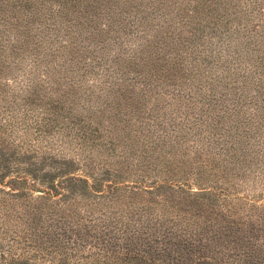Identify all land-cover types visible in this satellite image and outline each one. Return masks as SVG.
Listing matches in <instances>:
<instances>
[{
    "label": "rangeland",
    "instance_id": "374dc122",
    "mask_svg": "<svg viewBox=\"0 0 264 264\" xmlns=\"http://www.w3.org/2000/svg\"><path fill=\"white\" fill-rule=\"evenodd\" d=\"M205 1L0 0V163L14 156L16 159L15 162L9 161L14 163L11 164L12 169L7 168L0 174L2 189L8 194H0V197L10 203L9 208H0V264H79L78 257L74 255L93 253L92 249L79 251V247L73 245L78 241L71 232L69 242L61 241V235L56 239L60 232L56 222L46 218L39 222L32 219V212L36 210L47 212L48 208H55L54 198L41 200L39 192L45 190L48 181L56 184L60 177L68 174L65 172L68 168L74 174L70 178H87L89 183L94 179L96 188L103 191L108 200L118 199L109 208L97 209L98 213L105 212L111 220H118L120 215L114 213L120 211L124 216L123 210L132 205L131 208L136 206L135 209L144 214L140 223L137 221L138 213L133 220L132 216L124 217L128 223L126 228L136 227L132 235L126 230L119 231L123 227L117 223L120 233L113 240L115 252L112 259L107 260L108 264H136L138 261L121 263L115 259H122L128 252L150 258L146 264H189L198 256L216 257L208 264H264V172L261 173L264 171V140L259 139L264 135V127L258 126L257 143L250 138H247V143L245 140L243 147L250 154L240 161L244 165L240 169L219 161L216 155L212 168L201 169L199 161L205 156L201 151L206 148L192 143L202 138L199 133L187 138L183 144H175L174 149L168 146L158 148L152 156L156 159L158 154V159L141 163L143 172L136 169L134 165L138 164L133 161H126L125 166L113 164L120 160V151L108 157L112 163L96 158L91 164L83 159L85 153H91L90 150L85 152L81 148L80 134L75 133L81 127L89 131L87 128L99 127L98 124L105 127L109 120L113 123L112 112H106L107 116L102 118L99 108L105 105L108 92L112 95L110 88H116L118 83V88H124V95L118 96L120 100L124 99L119 103L120 112L134 123L139 121L140 128L147 127L159 114L180 113L183 106L178 108L175 104L179 95L186 100L185 109L192 119V113H197L201 106L196 101V87L201 86L203 91L207 83L212 85V89L206 87V91L214 90L215 97L223 91L219 98H232L233 102L220 101L214 109L204 107L203 110H211L225 124L236 128L241 125L240 112L238 117L234 116V111H241V107L234 99L243 93L256 96V89L249 85L241 89V79L249 77L247 80H250L257 76L253 75L251 67L261 57L258 64L263 65L260 69L264 72V32L253 30L257 32L255 34L261 33L255 44L252 43L255 37L249 35L230 39L232 44L227 50L231 51L229 54L235 53L233 56L239 55L241 62L231 61L228 65L218 58L224 53L218 50L221 44H216L217 37H210L208 28L202 33L195 27L196 31L191 33L194 27L182 25V20H191L192 23L199 21V27H207L211 16L217 17L212 9L204 7ZM233 10L228 9L229 14L226 15L230 19V33L233 28L238 30V26L248 19V15L241 13V21H238L239 16L235 18ZM168 20L173 24L168 25ZM177 35L182 41L174 39ZM225 42L228 43L229 39ZM177 60L182 63L179 67L176 66L179 64ZM129 84L132 89L127 88ZM154 84L156 86H152ZM145 88L161 93L152 110L147 108L154 101L152 97L141 107H134L135 102L130 104L127 100L128 91L135 92V96L140 98ZM199 94L208 93L203 91ZM194 101L196 105L192 106ZM112 103H116L115 100ZM243 107L245 120H248L245 123L249 127L248 113L254 112L251 109L255 105L246 102ZM71 123L75 126L71 127ZM113 127L118 131L113 135L130 133L126 131L129 127L125 131L120 124ZM130 134L134 135V132ZM258 151L262 152L257 161L261 166L248 163L251 159L256 161L254 155ZM238 155L242 154L238 152ZM165 159L170 162L166 171L161 168L162 163L167 162ZM153 161H161L160 167ZM242 170H245L243 175ZM43 175L46 176L41 181ZM29 177L36 180L30 182ZM111 181L117 184L116 187L121 184L120 188L138 185L141 194L136 197L128 194L126 197L127 192L122 189L118 193L111 192L112 185L107 187ZM162 181H173L185 191L199 194L197 199L175 203L177 208L174 212L199 225L186 227V231L159 229L150 238L142 237V223L150 226L163 224L164 227L170 218H178L164 209L166 214L161 215L163 212L159 205L141 203L136 199L148 198L144 191L150 190L151 183ZM75 184L76 195L80 197L82 185ZM163 190H156L159 201L165 192ZM116 194L118 198L113 197ZM53 195L60 198V195ZM86 195L90 197V191ZM212 198L213 204L209 202ZM148 199L156 201V198ZM84 201L97 203L88 198L78 209L85 204ZM142 204L153 211L147 206L143 208ZM143 209L148 213L142 212ZM60 212L57 210L58 214ZM134 220L138 222L135 226ZM155 249L157 254L153 253Z\"/></svg>",
    "mask_w": 264,
    "mask_h": 264
},
{
    "label": "trees",
    "instance_id": "16d2710c",
    "mask_svg": "<svg viewBox=\"0 0 264 264\" xmlns=\"http://www.w3.org/2000/svg\"><path fill=\"white\" fill-rule=\"evenodd\" d=\"M190 0H180V2H189ZM204 7H207L209 9H212V11L215 13L217 17L212 19H209L210 21H207L206 26L207 27H199V21H196L195 23H192L191 20L186 21L182 20V25H189L192 28V32L194 33L196 29L198 30H205V28L209 29L210 37H217L216 44L220 45L221 47L218 50H222L224 55L221 57L219 56L218 58H222L221 60H225L228 65L231 64L232 62L238 61L241 62V57L239 55H234L235 53L229 54L231 51L227 50L228 48L231 47V40L232 38L241 35L242 37L246 38L249 35L250 37H255L252 41L253 44L256 43V37L260 35L261 33L255 34L257 30H262L264 32V0H206L204 3ZM234 8L232 15H234L235 18H237L238 21H241L240 14L244 13L248 15V19L245 20L244 23L238 26V30H233L230 33L231 27L228 25L230 24V19L226 17V15L229 14L228 9L232 10ZM224 12V13H223ZM222 21V23H218ZM236 22V21H235ZM168 25L173 24L171 20L167 21ZM205 25V23H203ZM182 26V27H184ZM197 27V28H195ZM251 27L254 29H251ZM256 28V29H255ZM241 30V31H240ZM156 31V30H155ZM158 31V30H157ZM164 32V31H163ZM241 32V33H240ZM165 33V32H164ZM254 33V34H253ZM159 34V33H156ZM155 34V35H156ZM235 35V36H234ZM192 36V34H191ZM233 36V37H232ZM174 39L181 40L180 36H174ZM227 39H229V42H225ZM252 39V38H250ZM251 43V44H252ZM221 52V53H222ZM238 53V52H237ZM228 54V55H227ZM240 59V60H239ZM262 60V57L259 58V63ZM264 61V58H263ZM262 61V62H263ZM255 63L253 64L252 70L254 71L253 76L250 78V80H247L249 77L242 78L243 80L241 83L242 88H244L246 85H249L250 87H253L256 89V96L254 95H247L245 93L238 95L237 99L235 100V103L239 105L241 108L236 109L234 111V116L238 117L239 112H240V123L237 128L234 127V125L230 124H225L222 119L218 117L217 114H212L210 111L206 112L203 110L204 107H210L214 109L216 105L220 101H229L233 102L232 98H225L223 97L222 99L219 98L220 96L223 95V91L219 93V95H214L215 91L214 90H208L206 91V87L208 89H212V85L207 83L205 85V93H208L207 95H200L199 93H202L201 91L202 88L201 86L196 87L195 94L197 98V102L201 104L196 110L197 113H192V119L189 117V114L186 112V100L179 95V97L175 100V104L178 108L183 106V109H181V112L176 111L173 115L166 116L165 114H159L158 117L156 116L155 119L149 124L147 127H139L138 123L139 121H133L129 116H126L123 112H120V98L118 96L124 95L123 87H119V83L116 84V88H110L112 95L110 96V92H108L109 97H107L106 103L104 106L100 107V115H102V118L107 116L105 113L112 112V117H114L113 123L109 120L107 124L105 125H99L97 126H92L89 129V131H86L84 128H78L75 133L80 134L79 139L81 140V148L84 149L86 152L87 149L90 150L87 153L83 155V159H87L90 161L91 164H94L95 159H102L103 162L109 163V158L111 155H117L119 152V158L120 160L116 161L113 164H119L120 166H125L124 163L126 161H133L136 162L138 165L136 166L137 170H141L142 172L144 169H142L144 166L141 163L146 162L148 159L150 161L158 159L159 155H156V159L152 158V156L157 152V149L161 147H167L174 149L175 144H183V142L186 141L187 138L195 137L198 133L199 135H202V138H199L198 141H193L192 143H199L200 146L199 148H202V146H205L206 150L202 149L201 152H203L204 157H202V161H199L201 169L204 168H212L213 166V161H215L214 155H216L219 158V161H223L226 163V165H231L233 168L235 167L236 169L244 168L243 163L240 161L246 156L249 155L250 153L243 147L245 145V140L247 143V138L252 139V141H255L254 143H257L259 139L264 140V135L256 140V135L258 133V126L259 128L264 127V72L260 68H263V65H260ZM177 63H179V60H177ZM182 65L180 62L177 67ZM260 65V66H259ZM192 68H196V66H192ZM227 69V68H226ZM218 81V80H217ZM127 85V83H125ZM219 84V82H218ZM152 86H156L155 84ZM132 89L133 86L129 84L127 88ZM223 87V86H222ZM123 89V90H122ZM149 91V97H147V93ZM126 96V95H125ZM218 96V97H217ZM127 100H129L130 104H133L134 102V107L140 105L142 106L143 102H150V97L154 98V101L147 107L148 110H152L154 107V103L156 100L160 99L161 93H154L151 92L148 88H145L141 92V97L138 98L135 96V92L128 91L127 95ZM149 99V100H148ZM112 100L116 103H112ZM193 101V100H192ZM253 103L255 107L251 109L254 112L248 113V118L251 121V126L247 127L246 121L245 120V113H244V105L245 103ZM112 103V105H110ZM195 101L192 102V106H195ZM124 107V106H123ZM125 108V107H124ZM98 109V110H99ZM228 109V108H227ZM226 109V111H227ZM132 110V109H130ZM180 110V109H179ZM173 119H178L176 122ZM105 120V119H104ZM130 123V124H129ZM180 123V125H179ZM115 124H120L122 126V130L125 131L126 127H129L126 129V131L130 132L133 131V134L127 133L125 135L120 136L119 134L113 135V132H118L117 129H114L113 125ZM125 124H129L125 125ZM75 125L71 123V127H74ZM137 128V129H136ZM145 128V129H144ZM232 129L234 131H232ZM264 129V128H263ZM121 134V133H120ZM263 137V138H262ZM104 139V142L101 140ZM123 139V140H122ZM130 140H133V142H130ZM172 141H176V143H172ZM2 140L0 139V144L2 146ZM100 142V143H99ZM250 142V141H249ZM198 145V144H197ZM121 146V147H120ZM177 149V148H176ZM94 150V151H93ZM204 150V151H203ZM264 151V150H263ZM238 152H240L242 155H238ZM127 153V154H126ZM148 153H152L151 155H148ZM257 154L254 155L256 157V161L253 159L249 160L248 163H251L253 165L261 166V163H257L259 160L260 156L262 155V152H256ZM15 155V154H14ZM213 155V156H212ZM223 156V157H222ZM200 158V156H198ZM152 159V160H151ZM10 160L15 162V156L11 157ZM10 160H3V163H0V174L3 171H6L7 168H11V164L13 165L14 163H10ZM22 159H19V161ZM167 162L162 163L163 168L165 171L168 170V164L170 163L168 159H165ZM18 161V162H19ZM154 165L159 166L161 165V161H153ZM156 162V163H155ZM158 162V163H157ZM162 162H165L162 160ZM68 163H71L68 162ZM73 163V162H72ZM112 163V162H110ZM90 164V165H91ZM242 166V167H241ZM68 168V167H67ZM122 168V167H121ZM66 169L65 172L68 174L63 175L60 177L59 181L55 184L52 181H48L49 183L48 186L45 188V190H41L39 192V198L41 200H49L50 197H53V207L55 208H48L47 212L44 211H39L37 210L35 212H32L33 214V220L43 221L45 218L47 221H53L56 222V227L60 229V232L57 233L56 239L58 238V235L63 236L61 241L69 242L71 240V235L69 234L70 232L74 234L75 236V241L77 240V244L74 242L73 245L79 247L78 250L80 251L82 248L83 249H92L93 253L89 254H84V253H77L78 255H74V257H78L79 264H108L107 260L110 258L112 259L113 253L115 252L112 247H116V243L114 240L115 237H117V234L120 233L117 231V223H121V226L123 229H120L119 231L124 232L126 230L129 235H132L133 231L136 232V227H130L128 226L126 228V224H128L125 221V216L128 217V215L134 219V216H137V221L140 223L142 216L144 215L141 212H138V209H135L136 206H128V209L123 210L124 216L121 215L120 211L114 214L120 215V218L113 219L111 220L110 218L107 217L105 212H97V209H101L104 207L109 208V205L114 204V202L118 199L115 200H108L106 196H104V192L100 191L99 189L96 188L95 185H97L96 181L91 178V183H89L87 178H70L74 176L73 173H70L71 171H68ZM126 170V169H125ZM127 170H130V167L127 168ZM264 170V168H262ZM242 175L245 173V170H242ZM264 171H261V173ZM17 176V175H15ZM46 175L42 176V180H44ZM48 176V175H47ZM51 176V175H50ZM65 177L64 179H62ZM1 178V175H0ZM18 178V177H17ZM88 178H90L88 176ZM21 179V178H19ZM28 181L33 182L36 179L34 177H29ZM140 182V181H139ZM80 184L82 185V194L79 195L78 197L76 195L77 189L74 188L73 185ZM2 182L0 179V194L6 195L7 191L2 189ZM120 184V183H119ZM134 184V183H132ZM136 184V182H135ZM112 189L110 190L111 192L118 193L119 189H122L121 191L127 192L126 197L128 194L133 195V197H136L137 195H140L141 192L139 188L136 185H132L129 187L122 186L120 188L121 184L116 187L111 181L109 183V186ZM150 190H145V194L148 195L149 197L156 198V201H151L147 197L146 199H142L143 197H137L136 199L141 202V203H154L156 205H159L160 210H162L163 214L165 215L166 213L164 211H167V213H172L173 216H177V219L172 220L170 218L166 226L163 227V224H157L154 223L153 226H150L148 224L142 223L141 226L143 228L142 231V237H152L154 232H157L159 229L165 230H170V229H180L183 231H186L185 228H191L192 225L198 226V223H195L193 221L190 222L189 218H186L183 215H179L178 213H174L175 209L177 208L176 204H180L184 200L188 199H197L199 197V194H192L190 192L185 191L183 188L178 187L177 184L173 183V181H162V182H155L151 183ZM157 189H164L165 191L162 195H160V201L157 200V195H155ZM155 190V192H153ZM89 193L90 191V197L89 195H86V193ZM53 193L60 195V198L58 199V196L53 195ZM88 196V197H87ZM154 196V197H153ZM156 196V197H155ZM37 197V198H38ZM87 197V198H86ZM115 198H118L119 195L116 194L113 196ZM210 197V196H209ZM88 198H92L95 200L97 203H85L84 201L80 209L77 207L81 205L83 200H87ZM162 199V200H161ZM15 201V200H14ZM210 203H215L213 198L211 201L209 200ZM58 203V206H56ZM166 203L167 205H163ZM10 203L8 202L7 199L0 197V208L1 207H10ZM15 204V203H12ZM221 206H225L224 203H220ZM46 206V204H44ZM215 205V204H214ZM143 208L147 205L142 204ZM168 207V208H167ZM147 208L150 211H153L150 209L149 206ZM164 209V211H163ZM168 209L171 211H168ZM13 210V209H11ZM51 210V211H50ZM57 210H60L61 212L58 214ZM84 211V214H81V211ZM173 210V211H172ZM17 213V211H15ZM145 214L148 213L146 212L145 209L143 211ZM98 214V215H96ZM6 215V214H5ZM93 216V218H92ZM9 217V215H7ZM18 217V216H17ZM10 218V217H9ZM136 218V217H135ZM29 219V218H28ZM94 219V220H93ZM148 219V218H147ZM26 221V219H24ZM131 220V221H132ZM149 220V219H148ZM22 221V220H21ZM136 220L133 221V226L138 224ZM121 227V228H122ZM134 229V230H133ZM140 233V231L138 232ZM220 239V238H218ZM218 241V240H217ZM150 246V245H148ZM126 250V248H125ZM156 249L153 250V253H155ZM258 253L261 254L260 250ZM157 254V253H155ZM1 256V253H0ZM221 258V257H219ZM86 259H90L87 261ZM116 260H120V262H126L130 263L133 261H138L136 264H142V263H148L150 262V258H145L137 252H128L123 255L122 259L115 258ZM114 259V260H115ZM216 257H201L198 256L196 257L195 261H190L189 264H208L209 261H215ZM241 260V259H239ZM61 261V259H59ZM227 264V263H226ZM229 264V263H228ZM238 264V263H236ZM244 264V263H243ZM247 264V263H245Z\"/></svg>",
    "mask_w": 264,
    "mask_h": 264
}]
</instances>
